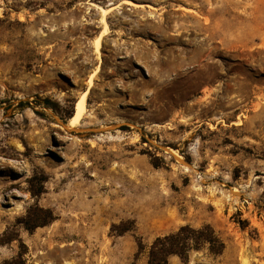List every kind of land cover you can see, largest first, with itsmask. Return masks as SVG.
Listing matches in <instances>:
<instances>
[{"label": "rangeland", "instance_id": "obj_1", "mask_svg": "<svg viewBox=\"0 0 264 264\" xmlns=\"http://www.w3.org/2000/svg\"><path fill=\"white\" fill-rule=\"evenodd\" d=\"M131 1L0 0V235L17 229L22 264H147L156 236L209 223L223 251L170 264H264V0ZM34 202L56 218L15 226ZM126 219L134 230L110 231ZM17 251L0 245V264Z\"/></svg>", "mask_w": 264, "mask_h": 264}, {"label": "trees", "instance_id": "obj_2", "mask_svg": "<svg viewBox=\"0 0 264 264\" xmlns=\"http://www.w3.org/2000/svg\"><path fill=\"white\" fill-rule=\"evenodd\" d=\"M39 103L48 105L47 99L41 100ZM71 112L67 113V117L71 116ZM153 166H161L157 157L151 159ZM47 180V175L44 171L38 174L35 172L28 179L29 192L32 197H38L44 191V182ZM56 218L53 211L34 202L29 205L25 213L18 217L15 226L19 225L28 232H32L36 227L49 224ZM237 222L242 226H247L245 219H238ZM135 221L133 219L121 220L118 223H112L110 231L117 235H121L128 230H134ZM16 240L18 242V251L16 256L11 260H5L3 264H22V259L26 253V245L22 241L16 228L5 229L0 235V245L7 244ZM206 247L212 254H220L225 243L223 239L215 231L214 227L209 223H204L198 227L190 224L180 225L176 230L156 236L152 242L146 246L147 264H170L169 256H177L182 262H187L189 252ZM145 245L139 239L137 240V251L135 258L140 254ZM129 264H135L134 261Z\"/></svg>", "mask_w": 264, "mask_h": 264}, {"label": "bare ground", "instance_id": "obj_3", "mask_svg": "<svg viewBox=\"0 0 264 264\" xmlns=\"http://www.w3.org/2000/svg\"><path fill=\"white\" fill-rule=\"evenodd\" d=\"M122 2L124 4H126V5H131V6H134V7L138 6L137 3H135L134 1H131V0H122ZM110 4H112V3H110ZM111 6H113V5H110L109 7H101L100 6L99 7L100 9L98 8L99 10H101V13H102L101 14V26L102 27H101V30L97 33V35H95V37L92 39V45L94 47V52L97 54L96 55L97 58H99V52H100V49H101V41L106 36V34H108V31H109V27H108V22L106 20V16H107V14H109L111 12L112 8H115V6H113V7H111ZM207 44H208V42H207ZM99 72H100V67H99V63H98L93 68L91 73L88 75L86 88L83 89L79 93V95L77 96L76 100L74 101L72 114L67 119V124H68L69 128H74L75 126H77L80 123V121L88 114V110H87V96H88V92H89V89L94 85L93 79L98 76ZM168 152L173 154V156L175 158H177V159H179L181 161V158L176 155L174 150H168Z\"/></svg>", "mask_w": 264, "mask_h": 264}, {"label": "water", "instance_id": "obj_4", "mask_svg": "<svg viewBox=\"0 0 264 264\" xmlns=\"http://www.w3.org/2000/svg\"><path fill=\"white\" fill-rule=\"evenodd\" d=\"M57 122L61 125H63V122L57 120ZM113 126H110L108 128H112ZM67 130H74V128H67ZM108 129H105V128H97V129H94V131L96 132H104V131H107Z\"/></svg>", "mask_w": 264, "mask_h": 264}]
</instances>
